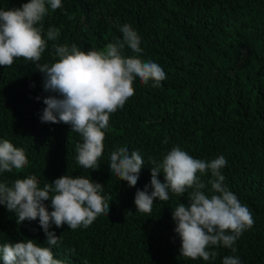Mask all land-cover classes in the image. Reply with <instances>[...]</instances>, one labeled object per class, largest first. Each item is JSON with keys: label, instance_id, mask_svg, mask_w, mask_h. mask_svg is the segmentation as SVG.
Here are the masks:
<instances>
[{"label": "trees", "instance_id": "trees-1", "mask_svg": "<svg viewBox=\"0 0 264 264\" xmlns=\"http://www.w3.org/2000/svg\"><path fill=\"white\" fill-rule=\"evenodd\" d=\"M27 2L0 0V9ZM62 5L44 19L45 30L60 31L55 43L103 50L122 38L117 24L128 23L141 37L140 57L158 63L166 79L157 88L134 81V95L110 116L93 171L78 164L75 145L81 137L70 125L41 123L43 99L50 93L35 66L21 58L0 67V140L23 148L28 159L21 172L0 174V181L32 174L43 187L66 174L83 175L112 197L108 216H98L86 229L50 227L61 236L54 258L63 264H222L232 255L223 247L209 249L217 252L210 261L180 255L172 209L187 203V194L170 193L168 201H154L150 214L136 212L135 193L151 179L149 158L160 160L179 145L194 158L225 157L224 183L254 219L236 241L235 255L241 264H264V0H62ZM52 43L41 64L55 59ZM122 54L134 55L127 47ZM117 147L138 150L145 160L134 187L109 171V154ZM157 178L164 182L163 174ZM200 178L207 182L210 175ZM44 203L51 211L50 201ZM27 239L45 244L38 219L17 224L0 205V245Z\"/></svg>", "mask_w": 264, "mask_h": 264}, {"label": "clouds", "instance_id": "clouds-1", "mask_svg": "<svg viewBox=\"0 0 264 264\" xmlns=\"http://www.w3.org/2000/svg\"><path fill=\"white\" fill-rule=\"evenodd\" d=\"M62 7V0H29L19 8L0 9V67H11L21 58L35 66L42 74L44 92L50 93L43 99L41 123L70 125L71 132L81 137L75 145L78 164L95 171L104 151V130L110 116L134 95V81L142 85L151 81V87L157 88L166 73L158 63L140 57L141 37L128 23L117 24L122 38L114 39L103 50L83 51L76 44L55 43L60 31L52 26L45 30L44 19L50 11ZM48 42H53L55 59L41 64ZM125 47L134 55L124 56ZM109 161L111 174L129 187L137 184L145 164L138 150L117 147L110 152ZM27 164L23 148L0 140V174L19 173ZM149 164L150 183L134 196L136 212L150 214L154 201L166 202L170 193L177 197L187 194V203L178 202L172 209L180 255L193 261H210L216 259L217 252L209 249L223 247L233 254L223 257L222 264H241L234 245L253 227L254 219L251 210L224 183L225 157L198 159L176 145L160 160L150 157ZM159 174H163V183L157 178ZM204 175H210L207 182L200 178ZM103 188L83 175L73 178L66 174L52 183L45 182L43 187L32 174L11 182L0 181V205L15 215L17 224L38 219L47 245L32 239L3 243L2 264H63L52 251L61 236L49 231L50 227L86 229L98 216H108L112 197L103 195ZM45 201H50L51 211Z\"/></svg>", "mask_w": 264, "mask_h": 264}]
</instances>
